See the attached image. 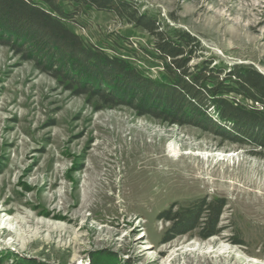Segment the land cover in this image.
I'll return each instance as SVG.
<instances>
[{"label":"rangeland","instance_id":"1","mask_svg":"<svg viewBox=\"0 0 264 264\" xmlns=\"http://www.w3.org/2000/svg\"><path fill=\"white\" fill-rule=\"evenodd\" d=\"M195 36L203 60L264 75V0H129ZM68 28L165 81L154 39L63 4ZM75 12V13H74ZM0 45V264H264V155L126 107L97 110ZM227 200L220 233L163 243L172 204Z\"/></svg>","mask_w":264,"mask_h":264},{"label":"trees","instance_id":"2","mask_svg":"<svg viewBox=\"0 0 264 264\" xmlns=\"http://www.w3.org/2000/svg\"><path fill=\"white\" fill-rule=\"evenodd\" d=\"M63 4L108 12L142 28L153 39L152 57L166 75L156 81L124 59L85 42L67 23ZM74 12V13H75ZM0 45L73 96L95 99L97 110L126 107L173 126H192L233 145L264 155V75L251 65L225 69L212 60L190 66L200 43L190 33L161 26L129 0H0ZM227 200L204 197L172 204L157 219L169 226L162 242L197 232L202 240L220 233Z\"/></svg>","mask_w":264,"mask_h":264}]
</instances>
